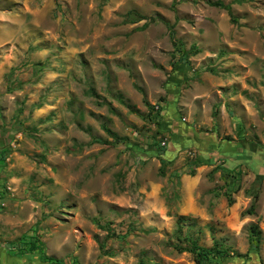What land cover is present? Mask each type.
<instances>
[{
    "label": "rangeland",
    "instance_id": "rangeland-1",
    "mask_svg": "<svg viewBox=\"0 0 264 264\" xmlns=\"http://www.w3.org/2000/svg\"><path fill=\"white\" fill-rule=\"evenodd\" d=\"M175 1L0 0L4 264H197L181 248L207 245L210 231L225 242L231 208L212 190L245 174L221 176L208 143L185 138L264 147V0H224L236 23L208 0ZM130 10L148 19L128 23ZM166 22L187 50L198 47L188 61ZM145 100L160 105L163 129ZM193 161L202 210L179 233ZM38 239L43 249H31Z\"/></svg>",
    "mask_w": 264,
    "mask_h": 264
},
{
    "label": "crops",
    "instance_id": "crops-1",
    "mask_svg": "<svg viewBox=\"0 0 264 264\" xmlns=\"http://www.w3.org/2000/svg\"><path fill=\"white\" fill-rule=\"evenodd\" d=\"M212 137L213 135L207 138H200L199 135L195 134L192 137L193 141L189 136V139L188 137L185 138V142L199 146H204L205 142L208 143V146H205L210 148L207 160L213 163L212 167L222 170L220 172L221 176H228L229 173L235 172H238L241 177L242 174H245L242 179L238 180L236 188H232V184L229 185L231 180L228 179L220 188L215 187L212 190L215 195L217 192L233 190L231 193L234 199V203L229 205L231 209L227 211L225 216V246L229 254L225 260L219 261L218 264H264V179H259L256 163H251L255 166L249 167L246 161L254 158L257 153L256 149L259 150L260 145L253 144L256 148L253 147L255 149L249 150L251 143L246 141H241V144H239L233 140L228 141L223 136ZM2 161L0 159V162ZM257 164L264 166V161L261 159ZM225 172H228V174ZM261 173L264 174V171ZM257 180H260V184L255 188V191L258 189L259 192V199L255 204V213L247 214L246 211L253 202V188ZM181 181L183 193L179 202V215L188 218L198 217L202 208L198 203V180L196 179V174L185 173L182 175ZM221 196L229 204L227 196L221 193L217 197ZM253 225L258 226L256 231H253ZM257 230L260 231V234L257 233ZM218 231L216 230V232ZM210 233L214 234L211 235L212 241L207 245L200 244L201 246L212 247L214 238L220 239L215 232L210 231ZM0 264H4V260H0Z\"/></svg>",
    "mask_w": 264,
    "mask_h": 264
},
{
    "label": "trees",
    "instance_id": "trees-1",
    "mask_svg": "<svg viewBox=\"0 0 264 264\" xmlns=\"http://www.w3.org/2000/svg\"><path fill=\"white\" fill-rule=\"evenodd\" d=\"M175 1V0H174ZM245 1L247 0H234L233 3H238V4H241V3H244ZM176 3V1L174 2ZM207 3L211 6H215V7H219V8H223V9H226L230 16H231V19L234 23L238 22V17L234 14L233 12V9H232V3H225L224 0H208ZM144 19H148L147 16L143 15V14H140L139 12H137L136 10H130L129 12H127L126 14V19L125 21L128 22V23H137V22H140ZM155 21V19H153ZM168 28H169V33H170V37H171V40L173 42V45H174V48H175V51L176 53L179 54V58L183 61H188L187 57H188V54L190 53H198L199 52V49L198 47H196L195 45H193L189 50H187L182 44L179 43V41L176 39V33H175V30H174V25L170 24L169 22H166ZM146 26V24L144 25ZM210 71H213L212 68L209 69ZM141 92L144 93V90L140 87H137ZM147 105L151 108V111L152 113L154 112V117L156 119V124L158 125L159 129H163V124H162V121H161V117H162V114L160 112V105H157L156 106H152L148 100H145ZM156 107V108H155ZM150 111V113H151ZM218 115V109L214 112V116H217ZM242 127V126H240ZM108 133L115 139L116 142H119L121 140V138L119 137V135L115 132H113L112 130H110L109 128H105ZM226 139L228 140H233V138L231 136H227ZM105 142V141H104ZM248 143H251L250 141H247ZM105 143H108L107 141ZM156 145L158 146V149L160 151L161 154H164L165 152V149H166V145H162V142H157ZM253 143H251V146L249 148V150H252L253 147H255ZM256 148V147H255ZM253 148V149H255ZM256 154L254 155V158L253 159H250V160H246L247 161V164L249 167H254L255 165L257 166V170L259 171V179H262V176L264 174H262L261 172L264 171V166L262 164H257V162L261 161H264V147L261 148V145L259 146V150L256 149ZM256 159V161H255ZM162 161H163V165L161 167V173L162 175H165L166 174V166H167V160L165 158H162ZM256 163L255 165L254 164H251V163ZM192 170L189 172V174L191 175H195L196 174V170H195V167L197 166H200V163L196 162V161H193L192 162ZM260 184V180H257L255 182V187L253 188V194H252V197H253V202H252V205L250 206V208L246 211L247 214H253L255 213V204L256 202L258 201L259 199V192H258V189H256L255 191V188L258 187V185ZM224 189V188H223ZM231 191L233 190H229V192L225 191L223 194L227 196L228 198V201H229V205H232L234 203V199L232 198V193ZM249 193V192H247ZM221 192H217L216 195H220ZM188 220H191L190 218L186 217V216H183V215H179L178 218H177V230L179 233H183V230H184V224H186L188 222ZM100 227H103L105 228L106 226H104L103 224H100ZM109 229V228H108ZM252 229L253 231L256 229H258V226L257 225H253L252 226ZM257 233L260 234V231L257 230ZM118 234H116L115 232H113L111 234V236H117ZM186 237V236H185ZM38 241V245H35V244H32V248L31 249H38V250H42L43 246H44V242H42L41 240H37ZM101 249H103V253L105 254H108V252H106V250H104V245L101 244ZM183 251H189V252H192L195 256V261L197 264H210V262L212 261L211 258H216L218 259V261L220 260H225L227 255L229 254V251L227 249V247L225 246V242L223 241H220L219 239H216L214 238V245L212 247H204V246H201L200 244H198L197 241H190V245L187 246V247H183L181 248ZM46 260H48L50 262V264H65L63 262V259L61 258H55V257H50V256H46ZM72 264H80L78 261H73Z\"/></svg>",
    "mask_w": 264,
    "mask_h": 264
},
{
    "label": "built area",
    "instance_id": "built-area-1",
    "mask_svg": "<svg viewBox=\"0 0 264 264\" xmlns=\"http://www.w3.org/2000/svg\"><path fill=\"white\" fill-rule=\"evenodd\" d=\"M165 144H166V141H163V142H162V145H165Z\"/></svg>",
    "mask_w": 264,
    "mask_h": 264
}]
</instances>
